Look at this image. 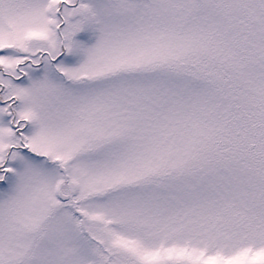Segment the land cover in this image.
Returning <instances> with one entry per match:
<instances>
[{
    "label": "snow or ice",
    "instance_id": "1",
    "mask_svg": "<svg viewBox=\"0 0 264 264\" xmlns=\"http://www.w3.org/2000/svg\"><path fill=\"white\" fill-rule=\"evenodd\" d=\"M0 264H264V0H0Z\"/></svg>",
    "mask_w": 264,
    "mask_h": 264
}]
</instances>
